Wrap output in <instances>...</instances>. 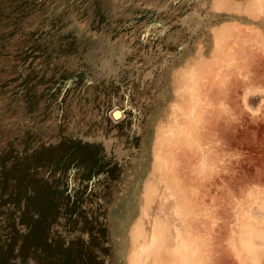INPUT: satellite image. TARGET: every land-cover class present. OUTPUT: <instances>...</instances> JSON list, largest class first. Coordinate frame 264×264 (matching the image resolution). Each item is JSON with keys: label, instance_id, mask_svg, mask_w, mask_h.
I'll list each match as a JSON object with an SVG mask.
<instances>
[{"label": "rangeland", "instance_id": "374dc122", "mask_svg": "<svg viewBox=\"0 0 264 264\" xmlns=\"http://www.w3.org/2000/svg\"><path fill=\"white\" fill-rule=\"evenodd\" d=\"M150 221L264 264V0H0V264H127Z\"/></svg>", "mask_w": 264, "mask_h": 264}, {"label": "bare ground", "instance_id": "6f19581e", "mask_svg": "<svg viewBox=\"0 0 264 264\" xmlns=\"http://www.w3.org/2000/svg\"><path fill=\"white\" fill-rule=\"evenodd\" d=\"M180 70H182V69H180ZM183 71H185L184 69H183ZM188 71V70H187ZM179 72V71H178ZM182 72V71H181ZM181 75H183V77L186 75V73H185V75H184V73L182 72V73H177V78H182L181 77ZM189 76V75H188ZM187 77V76H186ZM186 80H188V79H186ZM185 80V81H186ZM181 81V80H180ZM186 86H188V85H186ZM121 113H120V111L119 112H116L115 113V115L116 116H119ZM165 116V115H164ZM176 117V116H175ZM174 117V124L176 125L175 126V128L176 129H178L179 128V130H180V126H181V124H180V120L178 119V118H175ZM169 118V117H168ZM167 118H165V120H166ZM169 120H170V118H169ZM167 121V120H166ZM165 122V121H164ZM169 122V121H168ZM167 123V122H166ZM172 123V122H171ZM173 124V125H174ZM178 127V128H177ZM161 129V128H160ZM164 129H166V128H164ZM162 130V129H161ZM182 130V129H181ZM160 131V130H159ZM179 132V131H178ZM184 132V131H183ZM161 133V132H160ZM159 133V134H160ZM167 133H169V131L167 132ZM180 133V132H179ZM171 134V133H170ZM176 134V133H175ZM150 223L152 224V226H153V228H152V230L154 231V235H153V237H149V239L147 240L146 239V235H147V232L149 231V229H144V230H142V232L141 233H139V234H137V235H135V237L133 238V240H134V245L133 246H130V248L128 249V256H127V264H148V262H147V259L150 257V254L153 252V251H155V252H157V253H155V255H157V256H165L166 255V261H168V263L167 264H191L190 262V260H191V258L190 257H192L193 255H194V251H192V249H194V247L192 248V249H190V245H193V244H188L187 243V240L184 238V236H183V240L184 241H182V242H180L179 244H178V241L179 240H175V238H176V236L174 237L173 236V239H167L166 241H165V243L164 244H162L160 247H159V249H158V251L157 250H154V242H153V240L155 239V230L157 229V228H159L160 226H158L157 225V223L156 222H154V221H150ZM254 227H255V225H254ZM180 229H178V231H179ZM250 232V231H249ZM178 234V233H177ZM182 235V234H181ZM180 236V235H179ZM148 237V236H147ZM239 238V237H238ZM248 238V237H247ZM236 239H237V237H236ZM238 240V239H237ZM245 240V239H244ZM242 240H241V237H240V242H241ZM247 241V240H246ZM237 242V241H236ZM235 242V243H236ZM239 242V241H238ZM243 242H245V241H243ZM242 242V243H243ZM241 243V244H242ZM249 243V241H247V244ZM244 244V243H243ZM237 245H239L238 243H237ZM246 245V244H245ZM249 245H250V243H249ZM249 245H247V246H245V248L248 250V253H252V254H249V256L250 255H252L255 259H253V257L251 256V259L252 260H256V261H259V259L261 260V258H259V256H261V254L260 253H264V249H262V247H261V249H262V251H260V252H258V251H256V247L255 248H253L254 246H249ZM240 246V245H239ZM238 246V247H239ZM248 246H249V248H248ZM196 247V246H195ZM260 247V246H259ZM258 250H259V248H258ZM191 252H192V254H191ZM190 254H191V256H190ZM199 254V253H198ZM197 254V255H198ZM200 255V254H199ZM246 255V254H245ZM244 256V255H243ZM248 256V257H249ZM246 257V256H245ZM193 258V257H192ZM259 258V259H258ZM248 259V258H247Z\"/></svg>", "mask_w": 264, "mask_h": 264}]
</instances>
